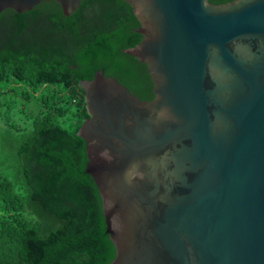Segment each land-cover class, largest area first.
<instances>
[{
	"label": "water",
	"instance_id": "95a60500",
	"mask_svg": "<svg viewBox=\"0 0 264 264\" xmlns=\"http://www.w3.org/2000/svg\"><path fill=\"white\" fill-rule=\"evenodd\" d=\"M54 1L65 16L81 3ZM124 1L143 36L124 52L154 98L102 71L80 81L110 264H264V0Z\"/></svg>",
	"mask_w": 264,
	"mask_h": 264
},
{
	"label": "trees",
	"instance_id": "16d2710c",
	"mask_svg": "<svg viewBox=\"0 0 264 264\" xmlns=\"http://www.w3.org/2000/svg\"><path fill=\"white\" fill-rule=\"evenodd\" d=\"M140 25L124 0H81L69 16L54 0L0 12V264L115 258L78 135L89 116L80 81L102 71L153 99L147 64L124 52Z\"/></svg>",
	"mask_w": 264,
	"mask_h": 264
}]
</instances>
